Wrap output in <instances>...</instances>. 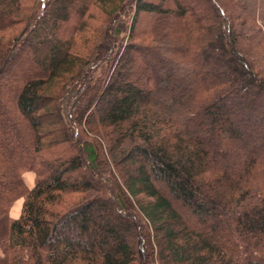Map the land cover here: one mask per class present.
Returning a JSON list of instances; mask_svg holds the SVG:
<instances>
[{
  "label": "trees",
  "instance_id": "16d2710c",
  "mask_svg": "<svg viewBox=\"0 0 264 264\" xmlns=\"http://www.w3.org/2000/svg\"><path fill=\"white\" fill-rule=\"evenodd\" d=\"M0 264H264V0H0Z\"/></svg>",
  "mask_w": 264,
  "mask_h": 264
},
{
  "label": "rangeland",
  "instance_id": "374dc122",
  "mask_svg": "<svg viewBox=\"0 0 264 264\" xmlns=\"http://www.w3.org/2000/svg\"><path fill=\"white\" fill-rule=\"evenodd\" d=\"M191 1H194V0H191ZM195 3L196 2H193V3L191 2L190 6L191 7H197V5ZM128 17H129V15L126 13L123 16H121L117 21L116 25H117V28L119 30V33H118L119 39H125V37H126L128 26H129ZM150 22H151V20L148 17L141 14L138 25H137V32L140 34H143V31L146 29V26ZM101 47L104 51L108 50V45L106 44L105 41L102 42ZM21 58H19V59H21ZM78 91H79V84H77V83L73 84L72 86H70L67 89L66 94L61 101V107H62L65 114H69L73 110L74 103H72V102L76 98ZM20 202H21V199H17L12 203L10 210H11L13 215L19 213V209L21 206ZM14 204H15V208H13Z\"/></svg>",
  "mask_w": 264,
  "mask_h": 264
},
{
  "label": "clouds",
  "instance_id": "9594fccd",
  "mask_svg": "<svg viewBox=\"0 0 264 264\" xmlns=\"http://www.w3.org/2000/svg\"><path fill=\"white\" fill-rule=\"evenodd\" d=\"M20 175H21V179L24 181L29 191L35 190L36 182H37V173L33 170L26 169L23 172H21ZM20 203H21V208H22L23 201H21ZM13 208H15V204L13 205ZM9 215L11 219H14V220L19 219V213L13 215L10 210Z\"/></svg>",
  "mask_w": 264,
  "mask_h": 264
}]
</instances>
